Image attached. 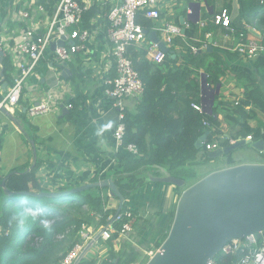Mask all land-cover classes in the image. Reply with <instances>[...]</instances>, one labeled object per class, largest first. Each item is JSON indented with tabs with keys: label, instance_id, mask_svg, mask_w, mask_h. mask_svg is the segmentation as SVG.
Instances as JSON below:
<instances>
[{
	"label": "crops",
	"instance_id": "0c3cea01",
	"mask_svg": "<svg viewBox=\"0 0 264 264\" xmlns=\"http://www.w3.org/2000/svg\"><path fill=\"white\" fill-rule=\"evenodd\" d=\"M23 1L25 0H0V14L3 15V19L0 20V40L4 39L5 44L10 47L14 45L17 36L30 26L29 23L18 20L14 14L25 8ZM241 1L166 0L161 6L160 18L158 20L151 19L153 27L150 30H156L163 41H165V34L162 29L167 24H174L180 28V34L173 39V44L167 45L176 55V58L171 57L178 58V64L186 62L188 51L182 43H176V40L196 46L199 48L197 51L202 52L209 48V39L212 38V50H208L218 52L226 62L225 74L221 76L220 93L222 95L219 100H229L234 96L243 95V89L237 86L236 73H255V60L246 59L233 50L239 43V34L244 33L246 37L258 40L260 38L253 34L252 29L264 34V24L260 23L264 16V3H260L262 5L257 14L253 9H250L248 13H242ZM51 2L53 6V0ZM92 2L91 7L98 5L100 13L91 19L92 23L98 22V24L96 28L92 29L91 36L86 43L88 51L78 54L71 62L65 64L64 68L54 62L53 58H49L40 63L28 79L21 101L12 110V114L22 120L23 130L0 110V189L2 193H5V188L2 186L4 180L6 188L12 190V183L18 179V176L32 171L36 172L35 177L41 188L47 191L74 188L93 182V179L111 177L116 180L122 176L117 173L125 166V160L120 157V154L130 159L148 156L147 154L144 156L135 155L126 149L117 148L115 145L114 131L119 122V115L112 100L105 93L106 80L115 75V67L110 55L111 44L105 32L108 21L101 19V14L107 9L109 11L114 0H92ZM46 5L50 7L51 3L48 2ZM223 8H227L230 12V29L212 23L214 15ZM209 23L212 24L213 29L206 34L207 41H200L198 35H195L192 41L186 35L192 24L199 26L198 34H200ZM153 44L155 43L148 37V44L145 48L147 49L148 45ZM148 57L151 58L149 52ZM10 58L12 65L17 70L22 56H19L15 51ZM201 72L203 74L204 70L201 69ZM202 74L200 83L203 105ZM12 75L13 71H10L6 78L0 77L1 100L7 94V92L2 93V83H8L9 91L12 85ZM50 90L56 94L57 98L54 110L29 119L24 109L32 103L43 100ZM139 100L138 97L127 98V110L135 112ZM69 103L73 104V108L67 107ZM219 118L222 119L223 116L220 114ZM259 118L261 119V117ZM26 121L30 123L29 126ZM251 124L257 125L258 119H255ZM224 125L228 126L226 122H222L220 129ZM242 148L252 151V155L255 157L245 160L233 157L237 164L264 162L262 152L251 147L250 144ZM200 156H203L202 153L199 154L197 160ZM222 157L211 159L212 162H197L194 165H188L186 168L190 170L191 183H195L215 170L230 166L226 160L223 162L224 158ZM165 168L169 170L168 167ZM133 173L140 178L147 176L148 173L161 175L158 169L147 171L138 169ZM9 174L10 176L7 178ZM189 178L185 180L187 181ZM29 187H31L30 191L39 192L41 190L33 186L32 180L29 181ZM182 188L150 180L125 198L123 205L138 210L139 215L147 214L145 217L150 218L141 236L135 241V245L141 251H144L141 244H143L142 239L146 237L144 236L146 228L156 220L160 225H164L170 220V214L176 210L177 202L183 191ZM105 194L110 196L108 189L105 190ZM118 206L119 199L110 196L108 207L117 209ZM102 228H98L94 235L97 236ZM113 238L115 249H119L122 238L128 237L115 233ZM98 241L91 246L86 254L91 253L90 258L101 261L107 256L110 248L106 241H100V239Z\"/></svg>",
	"mask_w": 264,
	"mask_h": 264
},
{
	"label": "trees",
	"instance_id": "16d2710c",
	"mask_svg": "<svg viewBox=\"0 0 264 264\" xmlns=\"http://www.w3.org/2000/svg\"><path fill=\"white\" fill-rule=\"evenodd\" d=\"M42 2L45 3V0ZM260 3L259 0H242V13L253 9L257 14L262 5ZM107 11L101 14V19H107ZM99 13L98 5L86 11L82 28H96L98 22L92 23L91 19ZM138 22L145 29L153 27L152 20L144 12L138 15ZM212 23L217 25L214 21ZM260 23L264 24V16ZM211 25L209 23L198 34L199 26L192 24L186 35L192 41L195 35L199 36L200 41H207L206 34L213 29ZM175 42L182 43L188 51L185 63L178 64V58L173 59L169 53L158 63L148 57L144 46L134 45L129 48L130 57L144 82V93L135 112L126 110L124 144H136L139 155L148 156L130 159L120 154L125 160V166L117 173L122 176L114 181L125 198L150 181L148 175L140 178L133 173L138 169L157 170L163 166L168 167L174 176L189 178L190 170L186 167L196 164L200 153L209 159L205 146L197 147V140L206 131H210L206 142H213L222 132V122H226L229 127L222 140L225 141L223 146L230 144L231 139L247 138L249 135L254 140L264 138V50L254 61V74H235L237 86L243 89V95L229 100H219L221 95H217L213 111L209 113L200 112L192 106L193 103L202 105L201 69L204 70L208 83L215 87L221 83V76L225 74L226 62L216 51L206 49L195 52L191 45L182 40ZM260 42L264 46V38H260ZM2 71L3 78L9 76L10 71H16L9 55L0 60V77ZM220 114L222 119L219 118ZM255 119H258V124L254 126L251 122ZM26 122L29 126L30 123ZM226 161L230 166L237 164L232 153L227 154ZM35 173L32 171L18 176L12 183V190L30 191V180L35 188L41 189L39 192L46 190L37 182ZM106 189L90 188L58 198L8 196L0 189V264H61L67 252L76 243L83 241V228L93 227L96 231L111 224L120 229L122 222L115 219L118 208L108 207L110 196L105 194ZM127 211L134 213L138 220L128 238H122L120 248L115 249L112 236L106 240L110 249L104 259L100 261L85 256L79 264H146L147 260L142 261V252L135 241L141 236L150 218H146L147 214L139 215L138 210L123 205L120 212ZM174 215L175 211L170 214L171 223ZM101 240L103 239L100 238ZM161 244L162 242H157L158 247ZM243 255L242 249H238L230 254L220 253L217 259L222 264H235Z\"/></svg>",
	"mask_w": 264,
	"mask_h": 264
},
{
	"label": "built area",
	"instance_id": "2783aa9c",
	"mask_svg": "<svg viewBox=\"0 0 264 264\" xmlns=\"http://www.w3.org/2000/svg\"><path fill=\"white\" fill-rule=\"evenodd\" d=\"M42 1L25 0L23 1L25 8L14 13L18 20L29 23L30 26L17 36L12 47L5 44L4 39L0 40V49L6 55L11 57L16 51L19 56H22L17 70L12 75L13 83L0 103V110L2 105L10 111L17 107L28 79L40 63L53 58L54 62L62 66L71 62L78 54L88 51L86 43L91 36L92 29L82 28V24L85 12L93 4L92 0H81V2L78 0H53V6L51 0H45L46 4L51 3L53 8L47 7ZM165 1L114 0L107 14L108 23L105 32L111 44L110 55L115 67V75L106 80L105 93L112 100L119 115V122L114 131L115 145L117 148L126 149L135 155H139L137 145L133 143L124 144L126 100L129 97L140 98L144 93V82L130 57L129 48L134 45L146 47L148 44V35L145 33V28L138 22V15L144 12L146 17L158 20L161 16V6ZM259 1L264 3V0ZM213 21L217 25L230 29L231 16L229 10L223 8L214 15ZM162 30L167 45H172L173 39L180 34V28L174 24H167ZM239 39V43L233 50L246 59L255 60L264 50V46L256 38H249L241 33ZM53 44L55 45L54 48H52ZM147 49L155 62L159 63L164 60L166 53L159 50L156 43L151 46L148 45ZM192 49L197 51L199 48L192 46ZM56 104V94L50 90L43 100L27 107V117L32 119L47 114L54 110ZM192 106L200 112L204 111L203 105L193 103ZM67 107L71 109L73 104L69 103ZM205 124L208 125V122L205 121ZM240 138L231 139L230 143ZM246 139L254 140L251 135ZM203 145L206 151L222 147V137L218 135L213 142H204ZM115 219L122 222L121 228L116 229L109 224L99 230V232L103 230L100 238L106 241L115 233L124 237L128 236L133 232L138 220L131 211L120 212L115 216ZM81 232L83 241L76 243L67 252L61 264H75L83 252L93 243L96 237L94 229L85 227ZM62 237L60 236V238ZM238 249H242L244 255L235 264H264V242L260 243L252 236L243 240L233 239L224 246L220 253L222 255L230 254ZM153 251H149L148 255L152 256ZM218 254L208 264H222L217 259Z\"/></svg>",
	"mask_w": 264,
	"mask_h": 264
},
{
	"label": "water",
	"instance_id": "95a60500",
	"mask_svg": "<svg viewBox=\"0 0 264 264\" xmlns=\"http://www.w3.org/2000/svg\"><path fill=\"white\" fill-rule=\"evenodd\" d=\"M252 32L258 38H264V34L255 29H252ZM145 33L152 42L158 45L159 50L176 58L166 42L158 36L156 30L145 29ZM209 42L208 49L212 50V38L209 39ZM54 47L53 44L52 48ZM4 56L5 52L0 49V60ZM64 66L62 65V68ZM3 75L2 71L1 76ZM201 78L203 110L212 113L215 98L220 93L221 84L212 87L208 83L205 73L202 74ZM1 89L2 93H6L8 83L3 82ZM1 110L23 130L22 120L14 116L13 112L4 105H2ZM24 112H27V108L24 109ZM209 134L210 131H206L197 140V147L203 148ZM248 144L264 155V138L254 141L240 138L226 146L207 152L208 157L217 159ZM157 169L161 175L148 173L153 182L186 188L177 202L167 237L150 256L146 264H208L233 239L243 240L252 236L258 241H264V162L240 163L215 170L189 186H187L185 179L174 176L165 167L161 166ZM9 176L10 174L7 178ZM2 186L8 196L28 195L54 198L84 192L90 188H107L111 197L119 199L116 215L121 211L125 201V196L111 177L101 178L60 191L15 192L6 188L5 180ZM102 232L103 230L98 232L93 243L83 252L75 264H79L81 259L85 257L91 246L100 239Z\"/></svg>",
	"mask_w": 264,
	"mask_h": 264
},
{
	"label": "rangeland",
	"instance_id": "374dc122",
	"mask_svg": "<svg viewBox=\"0 0 264 264\" xmlns=\"http://www.w3.org/2000/svg\"><path fill=\"white\" fill-rule=\"evenodd\" d=\"M219 94L222 95L221 93H219ZM206 95L208 96V93H206ZM218 101L219 100H217V102ZM221 129H223V130H222V132H220V136L222 137V140H224L223 139L225 137L224 135H225V133H227L226 131H229V127L228 126L226 127V125H224V127H222ZM222 144H225V141H223ZM252 154H253L252 151H248V149H246V148H240V149H237L233 152L232 157L245 160L246 158L255 157V155H252ZM222 158H224V159H222L224 162L225 160H227V155H224ZM263 160H264V158H263ZM197 162H212V160L210 158L206 159L205 156H200V158ZM217 162H219V161H217ZM192 177H193V175H192ZM191 181H192L191 178H189V180H187V183H188L187 186L190 185ZM191 184H193V183H191ZM185 188L186 187H183L182 189L184 190ZM171 224L172 223L169 220L166 224L160 225L158 223V221L156 220L155 222H152L146 228V231L144 234V236H146V237H145V239H142L143 240L142 242L144 245L141 244V247L144 248V251H141L142 252V261L143 260L144 261L149 260V258H150V255H148L149 251L154 250L153 252H155V250L159 248L157 246V242H163L165 240V238L167 237V235L169 233ZM144 236H143V238H144ZM86 256L91 257L92 255H91V253H88V255L86 254Z\"/></svg>",
	"mask_w": 264,
	"mask_h": 264
},
{
	"label": "clouds",
	"instance_id": "9594fccd",
	"mask_svg": "<svg viewBox=\"0 0 264 264\" xmlns=\"http://www.w3.org/2000/svg\"><path fill=\"white\" fill-rule=\"evenodd\" d=\"M254 141V140H253ZM264 242V241H263Z\"/></svg>",
	"mask_w": 264,
	"mask_h": 264
}]
</instances>
